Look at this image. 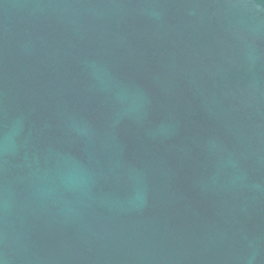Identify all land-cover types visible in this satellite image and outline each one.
<instances>
[{
	"label": "water",
	"instance_id": "obj_1",
	"mask_svg": "<svg viewBox=\"0 0 264 264\" xmlns=\"http://www.w3.org/2000/svg\"><path fill=\"white\" fill-rule=\"evenodd\" d=\"M0 264H264V0H0Z\"/></svg>",
	"mask_w": 264,
	"mask_h": 264
}]
</instances>
